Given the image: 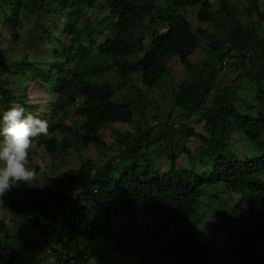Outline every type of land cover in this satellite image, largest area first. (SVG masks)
Listing matches in <instances>:
<instances>
[{
	"label": "trees",
	"instance_id": "trees-1",
	"mask_svg": "<svg viewBox=\"0 0 264 264\" xmlns=\"http://www.w3.org/2000/svg\"><path fill=\"white\" fill-rule=\"evenodd\" d=\"M198 1L0 0L10 25L19 13L34 24L24 34L25 53L0 61V110L20 104L47 120L48 134L31 141L49 155L91 146L98 157L81 159L46 194L33 179L0 198V209L12 215L7 222L0 214V264H142L144 258L123 261L122 251L148 238V229L162 237L160 264H264V33L257 30L264 11L256 8L258 20L240 18L221 0L229 33L205 41L186 13ZM211 7L201 0L196 17L212 20ZM80 12L87 15L80 19ZM19 24L10 27L16 42ZM201 40L210 53L176 84L167 62L194 69ZM136 49L137 59H124ZM104 68L119 78L116 87L98 80ZM132 75L144 96L138 89L140 100L116 97V88L133 85ZM27 81L45 91L36 102ZM244 82L253 87L247 95L238 91ZM162 87L161 98L169 94L173 102L156 122V115L146 118L154 109L146 98ZM70 113L80 119L75 128L66 123ZM114 122L132 129L114 130L108 142L102 132ZM237 131L246 138L242 149L231 140ZM164 157L161 170L155 161ZM29 162L38 174L30 153ZM225 191L239 194L243 206H221ZM205 217L215 219L225 242L203 236Z\"/></svg>",
	"mask_w": 264,
	"mask_h": 264
},
{
	"label": "rangeland",
	"instance_id": "rangeland-1",
	"mask_svg": "<svg viewBox=\"0 0 264 264\" xmlns=\"http://www.w3.org/2000/svg\"><path fill=\"white\" fill-rule=\"evenodd\" d=\"M11 1V0H8ZM103 1V0H102ZM212 2V7L210 8L211 15L213 17L212 20L209 21H202L199 20L196 17V12L198 8L201 6V0L198 1L195 7L187 8L186 13L188 16V19L191 23L192 29L197 30L198 28L205 31L204 34H202V38L205 41H208L210 38L212 39H221L225 37L226 34L229 33L228 29L231 27V21L230 18H228L225 15V12L218 9L220 6L221 0H209ZM229 4L231 5V8L235 7L239 13L240 18H251L253 20H258V15L256 8H259L260 10L264 11V0H227ZM14 2V0H13ZM255 6V8L253 7ZM251 7V8H249ZM230 8V10H231ZM245 10V13H244ZM7 17L12 16V11L10 10V7H6ZM78 14V12H77ZM87 13L80 12L79 16L80 19L86 16ZM233 19V16L231 20ZM68 16L65 15L61 19L60 25L63 23H67ZM243 20V19H242ZM18 32L20 33L21 39L19 42L14 41L13 38V32L11 31L10 27H13L18 25ZM21 25V26H20ZM33 21L31 18L24 16L23 14L19 13L16 16V22L10 25V22L7 18H5L3 15L0 14V61L3 59L12 60L18 58L21 54L23 55L25 53V47H24V34H27L29 29L33 26ZM258 32L264 33V21L259 22V26L257 27ZM62 31L61 29L59 32ZM58 32V35H59ZM205 36V37H203ZM205 42L201 40V45L196 49L192 56V63L195 67L194 69L186 68L180 63H178L174 58H171L167 62V69L172 77L173 81L177 84L181 82L183 79L188 78L191 74L192 70H198L200 64H198V61L204 56L206 53H210L209 49L207 47H204ZM259 48L261 50H264V40L260 42ZM141 54V52L136 49L132 54L125 57V60H135L138 58V56ZM223 75L225 78H227V74L231 73L229 68H226ZM102 75L99 77L100 82L104 81H110L114 87H116V83L119 78H117V75H115V72L112 69L104 68V71L101 73ZM4 77V76H3ZM231 77L235 78V74L231 75ZM133 78V85L129 84V82L125 83V85L116 88L115 89V96L116 97H134L138 100H140L141 95L138 94V89H140L143 93L145 92V87L141 84L138 76L132 75ZM21 82L22 81H18ZM35 82L30 83V81H27L26 84H29V97L34 102L38 101L37 98L39 96L43 95L45 91L41 93L39 91L40 89L36 90V86L34 84ZM19 85H22L18 83ZM164 87L159 89H154L149 91L146 98L154 109L150 110V107L145 111L146 118L151 117V115H156L157 120L156 122H162L165 121L166 118V112L170 110L172 107V99H170L169 94H167V98H161L160 91L163 90ZM253 87L248 82H244L240 89L238 90L241 95H247L251 93ZM165 93L167 92V88L163 90ZM40 93V94H39ZM137 95V96H136ZM48 97L47 93L44 95ZM50 96V95H49ZM140 97V98H139ZM43 109L42 105H39L37 110ZM243 111H245L244 108H242ZM137 116V115H136ZM75 117L74 113H70L69 117L66 119V123L69 124L71 127L75 128L80 123L79 118H73ZM155 122V124H156ZM131 126L114 122V123H108L102 132V135L108 142H110L113 139V131L119 130L125 132V130H131ZM174 139L176 136L173 137ZM177 139V138H176ZM179 140V139H178ZM177 140V141H178ZM233 144L235 146H238L239 149H242L243 147H246V138L243 134L237 131V134L234 133L232 135ZM180 142V140L178 141ZM193 147V143H190ZM191 147V148H192ZM195 147V146H194ZM248 148H252L251 144L247 146ZM178 150H181V146H178ZM71 151V150H70ZM30 157L34 161V163L38 164L40 166L39 173L35 174L34 181L38 184V187L42 189V193L46 194V188L50 190L56 189L61 183L64 181L65 173L69 170L76 169L78 166V163L81 159L90 157L92 159H97V155L94 153L93 148L90 146L87 151H81L79 148H74L71 153L66 154H57V155H49L47 152L44 151L43 147L39 144H37L34 141H31V147L29 149ZM61 159V160H60ZM183 163H186L187 161H182ZM157 168H161V170H164L167 168V159L161 158L155 161ZM222 203H220L221 206L225 208H232L237 207L238 209L241 208L242 201L240 198V195L237 193H230L228 191L223 192L222 194ZM208 213V209H206ZM1 216L6 219L7 222H10L12 219L11 210L10 209H0ZM215 221L212 217H205L202 218L200 221V228L203 231V236L209 240L214 245H219L220 242H225V239L222 235H220V232L213 226V222ZM195 222L197 223V219L195 218ZM13 224L10 225V228H13ZM14 229V228H13ZM151 234L148 235V238L142 240L138 245L128 248L126 250L122 251V260L127 263H132L133 261H136L138 258H144L145 261L142 264H160L161 257L158 254V245H161V239L162 237L158 235V233L154 232L152 229H148ZM220 237V239H219ZM150 238V240H148ZM36 239V238H35ZM32 239V240H35Z\"/></svg>",
	"mask_w": 264,
	"mask_h": 264
},
{
	"label": "clouds",
	"instance_id": "clouds-1",
	"mask_svg": "<svg viewBox=\"0 0 264 264\" xmlns=\"http://www.w3.org/2000/svg\"><path fill=\"white\" fill-rule=\"evenodd\" d=\"M48 121L26 113L20 104L0 110V198L20 183L35 177L29 162L31 140L48 134Z\"/></svg>",
	"mask_w": 264,
	"mask_h": 264
}]
</instances>
